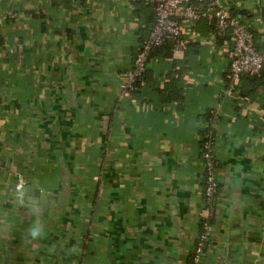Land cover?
Instances as JSON below:
<instances>
[{"label":"crops","instance_id":"0c3cea01","mask_svg":"<svg viewBox=\"0 0 264 264\" xmlns=\"http://www.w3.org/2000/svg\"><path fill=\"white\" fill-rule=\"evenodd\" d=\"M228 2L252 11L264 49L261 0ZM154 22L142 2L0 0V264H184L208 213L201 140L218 105L200 264H264V105L224 96L225 42L151 58L119 100Z\"/></svg>","mask_w":264,"mask_h":264},{"label":"built area","instance_id":"2783aa9c","mask_svg":"<svg viewBox=\"0 0 264 264\" xmlns=\"http://www.w3.org/2000/svg\"><path fill=\"white\" fill-rule=\"evenodd\" d=\"M81 2L82 0H75ZM133 5L138 2L151 6L155 22L147 39L143 41L135 53L133 67L121 73L122 82L118 92V99L133 97L138 89L139 81L147 66L151 51L168 39L174 44V49H186L188 43L198 39L196 28L204 19L214 21L215 33L210 42L220 37L224 39L232 59L229 68V87L225 97H239L237 89L240 80L247 74H258L264 70V52L256 46L250 25L243 16L235 13L228 0H126ZM227 43V44H226ZM216 47L213 46V49ZM224 111L221 105L212 109L208 119V131L205 135V152L203 167L205 173V201L208 213L202 216L204 233L198 242V252L195 264H200L201 253L205 241L213 232L210 218L213 215V199L219 191L218 168V129ZM1 157V152H0ZM208 204V205H207Z\"/></svg>","mask_w":264,"mask_h":264},{"label":"trees","instance_id":"16d2710c","mask_svg":"<svg viewBox=\"0 0 264 264\" xmlns=\"http://www.w3.org/2000/svg\"><path fill=\"white\" fill-rule=\"evenodd\" d=\"M138 3H140V2H138ZM246 17H247L246 19H247V21H248V23L250 25V30L252 31V33L254 35V40H255L256 46L258 47V49L263 51L264 49H263L262 39H261V36L258 34L257 25H255L253 13H252L251 10L247 11ZM203 21H207L209 23V25H210L207 33L204 32V35L200 34V32H199L201 22H203ZM214 25H215L214 21H212V20L204 19V20L200 21L199 24L197 25V28H196L197 32L199 33L198 39H195L194 41L188 43L186 48L187 49L189 47L192 48V47L197 46V45L200 44L202 46H199V47L200 48H204V51L209 49V51H210V53L212 54L213 57H214V54H218L219 51H220V47H221V45L224 42V39H222L220 37H217V38L214 39V43L210 42L211 36L215 33V26ZM149 34H150V32H149ZM213 46H215L216 48L213 49ZM172 49H174V44L169 39L166 42H164L163 44H161L160 46L155 47L151 51V53L149 55L147 66L150 63L151 58H154L156 56H158V57L159 56H163V57L170 56L171 52H172ZM213 50H215V51H213ZM216 52H218V53H216ZM228 58H229L228 59V66H227V69H226L225 75H224L225 79H226V82H229L228 74H229V68H230V61L232 59V56H231L230 52H228ZM147 66H146V68H145V70H144V72L142 74V77H141V79L139 81L138 89L140 88V85L142 86V84L144 82L143 80H144V76H145V72H146ZM138 89H136L134 91L133 96L135 95V92ZM237 95L242 100L250 101L252 99V100H256L258 102H261L264 105V70L260 71L258 74H247V75H244L241 78V80H240V84H239V87L237 89ZM210 112H211V110L207 111V113L205 115L206 123H205V126H204V132L202 134V140H201V161H202V166H203V155H204V152H205V147H204L205 135H206V131H208V126L207 125H208V119H209V116H210ZM223 116H224V114H223ZM257 122H260L262 125L264 124V109L262 110V114H260V117L257 120ZM203 184H204L203 199H204V202H205V205H206V201H205L206 183H205L204 167H203ZM218 194H219V191H218L217 195H215V198L213 199V201H214L213 202V206L215 205V201L217 199ZM213 211H214V208H213ZM213 219H214V217L212 216L210 218V222H211L212 225H213ZM213 228H214V225H213ZM203 233H204L203 220H201L199 236H198V238H197V240L195 242L194 248L192 249L190 255L188 256V259L186 260V262L184 264H195L194 260H195L196 254L198 252V242L200 241V238H201ZM211 237H212V234L210 235L209 239H207L205 241L204 249H203V252L201 254H203L207 250L208 245L210 243Z\"/></svg>","mask_w":264,"mask_h":264},{"label":"water","instance_id":"95a60500","mask_svg":"<svg viewBox=\"0 0 264 264\" xmlns=\"http://www.w3.org/2000/svg\"><path fill=\"white\" fill-rule=\"evenodd\" d=\"M261 2H262V5H264V0H261ZM41 196H42V201H43L44 203H46V202L49 201L45 193L42 192V193H41Z\"/></svg>","mask_w":264,"mask_h":264},{"label":"rangeland","instance_id":"374dc122","mask_svg":"<svg viewBox=\"0 0 264 264\" xmlns=\"http://www.w3.org/2000/svg\"><path fill=\"white\" fill-rule=\"evenodd\" d=\"M197 255V254H196ZM196 257V256H195Z\"/></svg>","mask_w":264,"mask_h":264}]
</instances>
